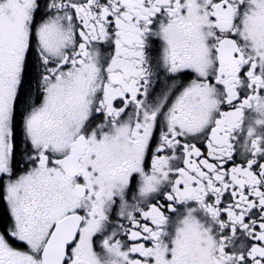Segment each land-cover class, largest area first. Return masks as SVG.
Listing matches in <instances>:
<instances>
[{
  "label": "snow or ice",
  "instance_id": "6c2138e0",
  "mask_svg": "<svg viewBox=\"0 0 264 264\" xmlns=\"http://www.w3.org/2000/svg\"><path fill=\"white\" fill-rule=\"evenodd\" d=\"M0 264H264V0H0Z\"/></svg>",
  "mask_w": 264,
  "mask_h": 264
}]
</instances>
